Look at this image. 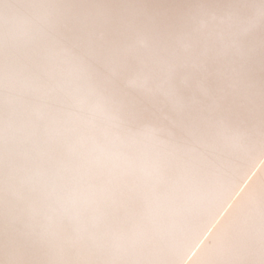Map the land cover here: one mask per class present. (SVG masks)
I'll return each instance as SVG.
<instances>
[{"label": "bare ground", "instance_id": "1", "mask_svg": "<svg viewBox=\"0 0 264 264\" xmlns=\"http://www.w3.org/2000/svg\"><path fill=\"white\" fill-rule=\"evenodd\" d=\"M0 264H264V0H0Z\"/></svg>", "mask_w": 264, "mask_h": 264}]
</instances>
